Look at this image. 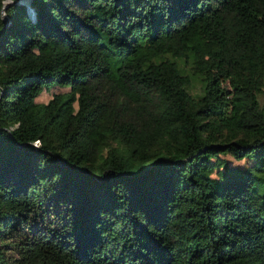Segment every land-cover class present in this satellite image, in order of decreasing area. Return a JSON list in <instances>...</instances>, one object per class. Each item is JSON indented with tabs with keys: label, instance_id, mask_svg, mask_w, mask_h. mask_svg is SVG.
Here are the masks:
<instances>
[{
	"label": "trees",
	"instance_id": "1",
	"mask_svg": "<svg viewBox=\"0 0 264 264\" xmlns=\"http://www.w3.org/2000/svg\"><path fill=\"white\" fill-rule=\"evenodd\" d=\"M5 1L0 264H264V0Z\"/></svg>",
	"mask_w": 264,
	"mask_h": 264
},
{
	"label": "rangeland",
	"instance_id": "2",
	"mask_svg": "<svg viewBox=\"0 0 264 264\" xmlns=\"http://www.w3.org/2000/svg\"><path fill=\"white\" fill-rule=\"evenodd\" d=\"M190 90L191 93H195L198 91V83L194 80H191V84H190ZM67 91V89H63V88H58L57 86L53 85L50 86L49 88H47V90H42L36 97H35V101L36 102H46L51 94L53 93H57V92H64ZM258 101L259 104L263 107L264 109V92H262L261 94L258 95ZM219 165H225V164H231L232 167H237V166H233V165H239L241 164L240 162L234 161L233 159H231L230 157L227 158H221L219 157Z\"/></svg>",
	"mask_w": 264,
	"mask_h": 264
},
{
	"label": "water",
	"instance_id": "3",
	"mask_svg": "<svg viewBox=\"0 0 264 264\" xmlns=\"http://www.w3.org/2000/svg\"><path fill=\"white\" fill-rule=\"evenodd\" d=\"M20 1H23V0H15V1H5V2H3L2 7H1V16H2V19L4 20V22L7 21L5 15L3 14V10L5 9V7H7L11 3L20 2Z\"/></svg>",
	"mask_w": 264,
	"mask_h": 264
}]
</instances>
